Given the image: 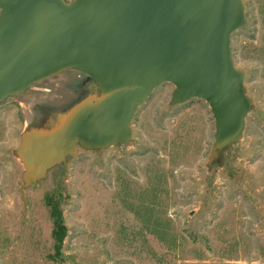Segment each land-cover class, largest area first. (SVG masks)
Segmentation results:
<instances>
[{
    "label": "rangeland",
    "instance_id": "obj_1",
    "mask_svg": "<svg viewBox=\"0 0 264 264\" xmlns=\"http://www.w3.org/2000/svg\"><path fill=\"white\" fill-rule=\"evenodd\" d=\"M243 3L229 45L249 109L232 142H215L205 101L175 103L162 82L136 106L125 141H74L25 180L23 138L64 128L100 89L64 68L0 99V264H264V0ZM46 194L65 228L58 247Z\"/></svg>",
    "mask_w": 264,
    "mask_h": 264
},
{
    "label": "water",
    "instance_id": "obj_2",
    "mask_svg": "<svg viewBox=\"0 0 264 264\" xmlns=\"http://www.w3.org/2000/svg\"><path fill=\"white\" fill-rule=\"evenodd\" d=\"M244 10L243 0H0V99L64 68L87 73L100 89L71 107L76 116L65 130L23 138L24 179L55 165L74 141H125L136 106L162 82L173 85L175 103L206 102L217 144L236 140L249 101L229 38ZM61 145L69 149L44 164Z\"/></svg>",
    "mask_w": 264,
    "mask_h": 264
},
{
    "label": "trees",
    "instance_id": "obj_3",
    "mask_svg": "<svg viewBox=\"0 0 264 264\" xmlns=\"http://www.w3.org/2000/svg\"><path fill=\"white\" fill-rule=\"evenodd\" d=\"M44 200L45 204L48 207V215L52 224L50 236L53 240L55 247H58L65 234V228L62 222L61 213L58 208V199L56 198L55 194H46L44 196Z\"/></svg>",
    "mask_w": 264,
    "mask_h": 264
},
{
    "label": "bare ground",
    "instance_id": "obj_4",
    "mask_svg": "<svg viewBox=\"0 0 264 264\" xmlns=\"http://www.w3.org/2000/svg\"><path fill=\"white\" fill-rule=\"evenodd\" d=\"M90 107H91V109H90L91 111H93V112L94 111H97L98 101H94L92 104H90ZM75 116H76V111L63 123L65 125L64 128H63L64 130L66 129V127L68 126V124L73 121V119L75 118ZM46 135L47 134H44V133H36V134L33 133L31 135H28L27 140H29L30 138H39V137H43V136H46ZM27 140H25V141H27ZM37 145H40V144H38L37 142L36 143L33 142V147L34 146H37ZM68 149H69V145H61V146H59L56 149V151L52 153L51 157H49L48 159H46V162L44 164H47L50 161H53V160L58 159L60 157L61 153L64 152L65 150H68ZM21 156H22L23 160L26 161V157H25L24 153H22ZM34 171H35V173H39V172H41V168H38L37 170H34ZM32 173H34V172H32ZM27 175H29V174H27ZM27 175H26V177H27Z\"/></svg>",
    "mask_w": 264,
    "mask_h": 264
}]
</instances>
